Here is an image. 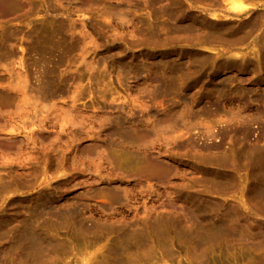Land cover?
Here are the masks:
<instances>
[{
  "label": "rangeland",
  "instance_id": "obj_1",
  "mask_svg": "<svg viewBox=\"0 0 264 264\" xmlns=\"http://www.w3.org/2000/svg\"><path fill=\"white\" fill-rule=\"evenodd\" d=\"M15 1L19 11L0 21V31L15 34L6 44L14 54L0 55V96L19 94L27 78L30 106L4 107L23 116L9 125L36 129V116L42 110V119L53 103L81 112L86 122L62 164L56 160L68 138L58 129L35 135V147L52 151V160L31 149L28 134L14 135L11 151L0 152V223L14 229L29 224L53 239L60 252L46 264H116L117 258L122 264H264V239L227 238L209 261L172 227L177 217L182 225L189 214L196 217L198 207L204 213L202 200L214 188L215 169L200 154L210 145H219V153L243 138L247 145H264V100H255L264 97V72L253 56L264 31V0L224 6L252 4L242 21L259 19L251 35L233 46L198 45L176 32L187 18L209 20L218 12L203 0ZM227 60H237L239 68H226ZM244 60L254 66L244 71ZM42 68L53 72L54 98L44 102L31 98L37 94L34 74L39 71L45 80ZM168 85L170 93L158 97ZM121 120L136 128L147 160L171 168L161 181L114 166L119 153L114 124ZM245 127L248 136L241 133ZM9 128L0 118V129ZM77 155L83 161L75 166L71 158ZM229 192L222 201L239 196ZM64 204L76 214L60 223L57 210ZM200 220L205 224L206 218ZM164 221L172 225L169 231L158 228ZM251 221L264 230L263 214ZM79 222L89 230L82 233ZM120 226L144 237L120 239ZM6 247L0 239V257Z\"/></svg>",
  "mask_w": 264,
  "mask_h": 264
},
{
  "label": "bare ground",
  "instance_id": "obj_2",
  "mask_svg": "<svg viewBox=\"0 0 264 264\" xmlns=\"http://www.w3.org/2000/svg\"><path fill=\"white\" fill-rule=\"evenodd\" d=\"M203 1L207 2L210 6H216L218 12L211 14L209 20H200L198 18H187L183 20L176 28V32L180 37L187 40L191 39L198 45L220 42L233 46L244 42L253 32L252 28L259 24L257 23L259 19H255L254 21L250 19L242 21L243 17L250 14L255 8L252 4H248L241 9H234L231 7L226 8V5L232 4L233 0ZM18 9L19 6L17 1L0 0V21H4V19L17 13L19 11ZM236 19L241 20V22H238ZM14 35V32L8 33L4 30L0 31V55L4 53L10 55L14 54L12 50L6 48V44L13 40ZM256 38L259 39V42L256 43L253 49V56L255 61L259 64L263 74L264 31L261 36ZM31 48L34 49L36 47L32 45ZM34 51L36 52L37 50L34 49ZM1 60L5 59L2 58ZM236 61L237 60H227L225 67L234 70L239 68ZM35 65L38 64L36 63ZM243 65L244 71L247 70V67L244 68L245 66H254L253 63L247 60H244ZM21 66L24 70L27 69L24 64ZM4 68L7 69L6 66ZM42 70L45 80L43 81V79H41V74L38 75L39 71L34 74V76L36 75L35 79L38 85L34 87L33 90L36 91L37 94H32L31 98L44 102L54 98L53 72L44 68H42ZM170 86L171 85L166 87L163 86L164 88L157 96L159 97L164 93H170ZM27 90L28 79L25 78L24 84L19 86V94L8 93L6 96H0V118L4 121V128L10 126L7 130L0 129V152L11 151L14 135L16 133L19 135L24 133L28 134L27 144L34 152L41 154V157H44V159L48 157L49 160H52V151L44 153L43 150L35 147L37 144V137H35V135L37 134L36 132L45 129H58L61 134H65L68 138L67 149L64 151L62 157L56 160L57 163L62 164L67 161V155L73 151L78 143L80 135L82 134L81 131L84 127V122H86V116L76 110L64 111L62 108L56 107L53 103L46 112V115L44 116L43 114L42 119L38 118L39 115H42V110L39 114L38 112L34 113L35 115L38 114L36 116L37 121L33 122L36 129L26 131L27 128L24 126L14 127L13 124L9 125L11 122L18 121V119L22 120L23 116H19L18 113H13L3 108L11 107L17 102L16 105L20 106L21 111L25 110L27 106H30ZM222 90H224L223 86ZM251 97L252 96H250V98ZM255 100L263 101L264 97ZM35 103L36 101L31 105L32 108L37 111L38 107ZM73 128H75L76 131ZM128 130L132 133L128 132ZM135 131L136 128L134 126L128 127L126 121L121 120L114 124L113 135L117 137L119 141L116 145L113 144L116 146L117 152H119L118 154L116 153L117 157L120 158L119 156L122 155L126 157L119 162L115 154L113 158L115 157L114 161L116 159L117 163L113 161V164L115 163L114 166L119 165L121 170L136 169L142 178L161 181L167 174L166 172H171V168L165 166V169L158 161L147 160L144 156V153L147 151V146L135 135ZM3 132H7V135H4ZM250 132L251 130L249 127H245L241 130V133L246 136H248ZM206 151V154H200V158L206 164L214 167L215 173L213 176L214 190L212 189V191H209V199L202 200L204 213H201L203 210L198 207V211L196 212L199 214L197 213L196 217L194 213L189 214V217L186 218L187 221L186 219L184 221V225H182L183 221L180 222L179 217H177L172 221L173 226H171L173 227V232H177L179 236H182V238L192 244L195 251L198 252V250L202 249L201 252L205 253L206 260L213 261L217 255V250H221L227 238L240 236L249 239L254 236L255 239H264V230H260L259 228V231L256 230L255 225L251 221V218L258 217L262 214L264 215V145H247L243 138L238 139L237 146L228 153H219V145L217 144L210 145ZM111 158L110 164L113 160ZM81 161H83V159L80 155L71 158V162L75 166L76 164H80ZM228 192L232 194L238 192L237 194H239V196L236 197L234 195L231 199H223L222 201L221 197L227 196ZM213 195L217 196L215 197ZM120 198L121 197H117V199ZM110 210H114L112 206H110ZM57 212L60 223H64L67 218L76 214L65 204L62 206V209L57 210ZM202 217L206 218L205 224H201L200 218ZM168 222L169 221H164L158 228L163 232L169 231L171 226ZM79 225L82 233L83 231H87L88 228L82 222H79ZM120 227H122L119 229L120 239H140V237H144L143 234H129L123 226ZM146 235L151 237L150 232ZM11 237H14V239H7V241L6 239H2ZM0 239L4 242V246L5 242L7 244L6 249L2 252L3 255L0 257V264L13 263V260L16 264H46L53 256H57L60 252V249L56 246L53 239H48V237L38 230V227L34 228L29 224L24 228L14 229L0 223ZM215 261L213 262L217 264ZM116 264H122L120 258L116 259Z\"/></svg>",
  "mask_w": 264,
  "mask_h": 264
}]
</instances>
